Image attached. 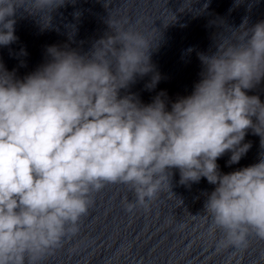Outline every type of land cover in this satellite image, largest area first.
<instances>
[{"label":"clouds","instance_id":"obj_1","mask_svg":"<svg viewBox=\"0 0 264 264\" xmlns=\"http://www.w3.org/2000/svg\"><path fill=\"white\" fill-rule=\"evenodd\" d=\"M65 2L0 0V46L18 39L21 9L47 12L48 23H39L48 28ZM128 23L109 19L111 34L84 54L49 46L46 62L22 79L0 61V264H42L107 184L134 193L126 211L148 209L171 191L173 169L182 185H215L203 216L221 234L218 247L264 240V152L230 173L217 164L226 153L228 165L239 163L252 146L244 143L249 130L264 148V102L248 94L264 82V20L249 26L245 18L238 34L214 41V52L197 53L201 79L170 110L163 91L149 104L121 95L137 77L152 74L148 90L161 79L151 62L158 42Z\"/></svg>","mask_w":264,"mask_h":264}]
</instances>
